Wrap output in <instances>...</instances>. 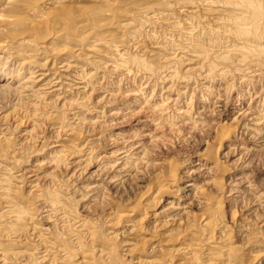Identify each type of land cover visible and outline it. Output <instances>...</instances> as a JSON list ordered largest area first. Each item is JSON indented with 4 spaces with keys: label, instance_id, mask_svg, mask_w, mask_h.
Here are the masks:
<instances>
[{
    "label": "rangeland",
    "instance_id": "rangeland-1",
    "mask_svg": "<svg viewBox=\"0 0 264 264\" xmlns=\"http://www.w3.org/2000/svg\"><path fill=\"white\" fill-rule=\"evenodd\" d=\"M0 18L9 264H264V0H0Z\"/></svg>",
    "mask_w": 264,
    "mask_h": 264
},
{
    "label": "bare ground",
    "instance_id": "bare-ground-1",
    "mask_svg": "<svg viewBox=\"0 0 264 264\" xmlns=\"http://www.w3.org/2000/svg\"><path fill=\"white\" fill-rule=\"evenodd\" d=\"M256 3H258V2H256ZM255 3V4H256ZM255 4L254 5H252L253 6V8L255 9H257V8H259V7H257V5H256V7H255ZM252 8V9H253ZM260 8H262V7H260ZM253 9V11H255ZM263 9V8H262ZM257 11V10H256ZM261 11V10H260ZM263 13V12H262ZM259 13L257 12V15H258ZM255 15H256V13H255ZM261 16H262V14H261ZM44 16H42V18H43ZM253 17H254V15H253ZM2 18V17H1ZM0 18V21L2 20ZM41 18V19H42ZM255 18H259V16H255ZM256 22V21H255ZM256 26V25H255ZM254 26V27H255ZM256 30V29H255ZM37 33V32H36ZM242 33H247L246 31H244V30H241V34ZM248 33H251V32H249L248 31ZM253 34H255L254 32H253ZM2 87V86H1ZM148 108V107H147ZM242 109V108H241ZM240 109V110H241ZM143 114V113H142ZM249 113L247 112V110H245V111H241L238 115H239V117L238 118H235L234 119V121H238V119H240L239 121H246V119L248 118V115ZM145 117V116H144ZM255 117V116H254ZM256 119V118H255ZM242 121V122H243ZM248 121H250V120H248ZM247 121V122H248ZM239 125H240V123H239ZM244 127H242V129H243ZM236 129V128H235ZM245 129V128H244ZM134 130H136V129H134ZM139 134V133H138ZM142 134H143V132H142ZM140 136V135H139ZM124 137V136H123ZM141 137H143V136H141ZM140 137V138H141ZM136 139H138L137 138V136H130V137H126V138H124V139H122V140H120L119 142L118 141H116V143H114L115 145H114V147L113 148H115V151H117V152H120V151H123V150H126V149H131V146L130 147H127L128 145L127 144H131V143H133ZM141 139H143V138H141ZM138 143V142H137ZM112 144V143H111ZM124 145V146H123ZM133 146V145H132ZM136 146H138V145H136ZM111 149V148H110ZM135 152H136V150H135ZM137 152H139L138 151V149H137ZM136 152V153H137ZM68 153V152H67ZM121 155H124L122 158H120V160L123 162L127 157H128V155H127V153H126V151H123L122 153H120ZM133 154V153H132ZM66 156V155H65ZM239 182H240V180H239ZM238 182V183H239ZM13 208V207H12ZM12 211H13V209H11V210H9L8 211V214L9 213H12ZM14 213V212H13ZM15 213H17V212H15ZM23 214V213H22ZM24 214H25V212H24ZM26 215V214H25ZM16 219L17 220H20L21 219V216H20V213H17L16 215ZM27 216H28V214H27ZM84 223V222H83ZM209 226V225H208ZM80 227H82L83 228V230L84 231H90L88 228H87V225L84 223V224H82ZM82 230V231H83ZM42 240V239H41ZM189 246V245H188ZM188 246H183L182 247V249H181V247H180V252H187L188 251V249H189V247ZM48 256H47V254H43V256H41L40 258H39V264H46V263H50V264H52L53 262H49V260H48ZM9 260H10V258H9V256L8 255H6V253H3V252H1V249H0V264H9Z\"/></svg>",
    "mask_w": 264,
    "mask_h": 264
}]
</instances>
